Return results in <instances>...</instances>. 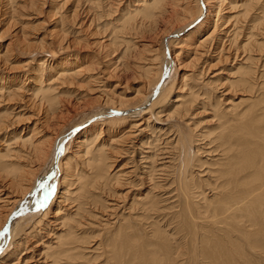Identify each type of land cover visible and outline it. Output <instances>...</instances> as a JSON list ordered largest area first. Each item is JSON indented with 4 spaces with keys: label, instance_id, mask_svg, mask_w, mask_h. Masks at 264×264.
<instances>
[{
    "label": "bare ground",
    "instance_id": "bare-ground-1",
    "mask_svg": "<svg viewBox=\"0 0 264 264\" xmlns=\"http://www.w3.org/2000/svg\"><path fill=\"white\" fill-rule=\"evenodd\" d=\"M86 1L94 4L97 0ZM224 1L134 0L133 10L128 4L124 7L121 30L137 16L154 24L167 8L171 17L180 14L181 20H189L188 23L199 20L205 12L198 31L178 40L182 44L180 51L186 49L190 62L227 52L224 60L230 64V76L216 81L220 83L201 81V77L208 76L212 64L208 59L200 60L202 65L192 74L191 82L176 88L185 90L184 93H175L171 102L173 86L160 88L147 108H142L144 98L135 102L122 96L115 98V94H107L104 83L92 85L90 90L98 94L95 106L113 109L118 117L103 121L98 130L90 127V132L79 133L78 147L82 149L76 152L78 163L75 164V153L58 163L61 176L57 207L46 208L27 233L30 238L40 240L50 233L54 236L51 242L44 243L46 246L40 253L49 264H264V0H229L226 11H238L226 16V20L221 14ZM239 14L249 16L246 25H240ZM221 19L223 22L219 24ZM224 23L225 40L217 35ZM176 41H170L169 45ZM156 54L140 58L145 65L138 67L140 76L156 72L153 88L162 77V63L159 67L156 62L160 56L157 58ZM43 65L39 63L37 69L43 70ZM64 71H59L56 78L61 75L67 76L62 77L64 80L69 78ZM80 73L81 70H74L69 75ZM56 78L49 77V84L56 82ZM97 80L87 74L83 81L89 84ZM38 82L40 87L33 94H38L40 98L36 99L53 110L55 89L41 88L43 82L41 79ZM223 85L225 94L220 93L221 98L214 96ZM238 91L245 94L238 102L231 97L222 98ZM170 103L172 109L166 110ZM206 107L213 113L212 129L193 122L198 114L195 112L207 111ZM3 120L0 115V123ZM140 121H144L151 134L137 145L129 135L142 133ZM150 122L153 124L149 125ZM154 124L160 126L153 127ZM105 130L109 134L107 140L102 137ZM37 134L33 128L22 137L14 135L8 147L0 151L2 167L7 166L1 160L5 156L14 161L24 160L22 165H8L17 169L12 173V186L9 183L14 195L9 197L8 204L14 210L24 192L42 186L37 183L40 173H35L30 165L32 157L42 156L47 162L53 147L59 152L65 140L63 137L55 146L52 142L44 148L47 140ZM124 143L129 146L121 147ZM12 144L16 147H9ZM123 156L130 157L122 163ZM128 164L132 167L126 170ZM119 166L121 169H117ZM12 213L6 212L4 218L12 219ZM52 213V218L59 221V234L54 233L55 229H47ZM18 233L16 229L8 231L7 248L11 251L6 259L18 256L12 263L18 264L21 255L25 257L19 264L34 262L31 253L26 257L25 251L32 248L28 240L16 241ZM0 264L4 262L0 260Z\"/></svg>",
    "mask_w": 264,
    "mask_h": 264
},
{
    "label": "rangeland",
    "instance_id": "rangeland-1",
    "mask_svg": "<svg viewBox=\"0 0 264 264\" xmlns=\"http://www.w3.org/2000/svg\"><path fill=\"white\" fill-rule=\"evenodd\" d=\"M228 1L225 0L224 5H222V8L224 7L225 9L223 8L221 14L225 20L226 16L234 15L238 11L235 9L234 11L236 12H233V10L227 12L229 11ZM89 3L86 0H0V98H2L0 101V115L5 119V121L3 120V124L0 123V151L8 147L10 139L14 135L22 137L33 128L38 132V137H42L43 141L44 139L47 140L45 141L44 148H47L52 142L55 146V143L57 144L58 140L63 137L65 139L59 152L53 147L55 151L52 149V154L47 162L43 160L42 156L41 158L38 155V158L37 156L32 157L30 165L33 170L35 169V173L36 171L40 173L37 183L42 184V186L35 189V191L26 192L27 194L24 192L23 197L21 196L22 201L15 210L9 206L8 200L9 197L14 195L13 188L10 186H12L13 174L17 172V169H13L11 166L8 168V165L10 163L22 165L24 160L14 161V159L11 160V157L8 156L1 159L7 165L6 167L0 165V224H2L0 226V260L4 264H12L18 257L14 258L12 256L9 259L5 257L11 251V248H7V234L8 231L12 232L14 229L19 232L17 237H15L16 241L21 240L23 242L22 240L26 239L30 248L32 247L28 251H25V253L26 257L32 254L33 261H35L28 263L49 264V260L40 253L43 252L42 250L46 246L44 243L51 242L54 236L50 233L46 236L47 238L43 237L40 240L39 237L30 238L27 233L33 222L42 215L41 213L46 208L49 207L50 210H54L57 207L56 202L58 198L56 196L60 191L59 183L61 176L57 168L58 163L60 160L62 162L66 161L74 153L76 157L75 164L78 163L79 158L77 153L82 149L78 147V139L81 137L79 133L85 130L90 132L88 130L90 127L97 128L98 130L103 121L118 117V115H116L117 117L115 116L116 112L113 109L95 106V98H97L98 94L95 90H90V88H93L92 85L104 83L106 89L108 88L107 94L111 96L113 93L115 94V98L122 96L123 98L134 100V102L137 99L144 98L142 108H147L151 101L158 96L160 88L167 89L169 86H173L170 98L171 102L174 101L176 94L180 92L184 93L185 90L177 91L179 89L176 88L191 82L192 74L196 73V70L202 65L200 64V60L208 59L207 62H211L212 64L211 69L207 73L208 76H205V78L201 77V81L220 83L216 81L219 79V81L224 80L230 76L228 75V71L231 68L230 64L224 60L227 52L223 51V56L219 55L220 58L213 53L216 56H201L198 62H190V59L186 55V49L183 48V52L182 50L180 51L182 44H178V40H182L183 36V39H187L198 31L200 23L204 20L205 12L198 18L199 20L188 23L189 20H181L180 14L174 16L172 14L171 17L170 8H167V12L158 17L154 24H151L148 20H143L142 16L141 18L137 16L135 18L137 20H130V24L126 25L122 31L123 20L121 18L124 15V7L129 5L130 11L133 10L134 0H97V4L95 1L94 4ZM240 3L238 2V5ZM76 5H78L77 10ZM75 10L78 13L76 14L77 17H75ZM239 15L238 19H241L240 21L244 20L242 22L238 20L241 23L240 25H246L248 21L246 18L249 16L245 18L241 14ZM176 17L177 19L179 17L180 21L179 19L176 20ZM118 18L121 20H118ZM220 22H223V20L221 19L219 24ZM184 23H187V25ZM226 25L224 23L219 28L217 35H220L221 38L223 37V31L227 28ZM173 40L177 41L169 45L170 41ZM151 49L153 54H158H156L157 58L158 56L161 57L156 62L159 67L162 63V77L154 88L151 87V83L157 77L156 72H152L154 74L144 77L145 75L140 76L138 68L140 64L141 66L145 65V61L143 62L140 58H151ZM217 57L221 62L216 60ZM39 63H44L43 70L41 71L37 69ZM87 69H90V71L88 72ZM64 70L67 72L69 78L64 80L63 78L67 76L61 75L57 79L56 76H59L57 75L59 71ZM74 70H81L82 73L77 76L69 75ZM87 74L96 76L98 78L97 82H90L88 84L87 80L83 81ZM52 76L53 80L55 78L57 80L49 84L48 79L49 77L52 78ZM72 76L73 78H71ZM40 79L43 82L41 88L45 89L47 86H51L55 89L52 94L57 99L53 110L46 103L42 104L41 101L36 99L40 98L38 94H33V91L40 87L38 82ZM138 89L141 93H139ZM225 89L226 87L223 85L214 96L221 98L220 93L224 95ZM8 90L10 92H7ZM241 93L243 92L230 93L222 98L231 97L235 99V102H238L241 100L240 98H245V94ZM30 98L35 99L32 101ZM171 105L170 103L165 109H172L170 108ZM161 107L163 106L158 105V108ZM196 107L199 106L197 105ZM206 108H208L207 111L199 109L195 112L198 114L193 119V122L198 121L200 122L199 127L212 129L213 122L211 120L213 113L210 111V107ZM140 122L142 124L139 126V130L142 129V133L140 134L138 131L133 135H129L132 142L137 143V145L140 144V141H145L151 134V130L147 127L145 128L147 125H145L144 121ZM152 124L150 122L149 125ZM156 126L160 125L154 124L153 127ZM105 132L106 130L102 134V137L104 140H107L109 134ZM125 143L128 144V142ZM125 143L121 147L127 148L129 146L125 145ZM12 146L14 144L9 147L12 148ZM14 147H16V144ZM128 157L130 156H123L121 159V161L123 160L122 163ZM136 158L134 156V159ZM119 167L117 169H121ZM130 167H132L130 164L125 166L126 170H129ZM114 171H116V168ZM16 194L18 195V192ZM6 212L8 214L9 212L14 213H12V219L6 220L4 218ZM52 215L53 213L50 216L47 229H55L54 233L57 231L56 233L59 234L61 232V229L58 227L59 221H55ZM41 233L44 232L41 230ZM23 257L25 256L20 255V261ZM20 261H18V264Z\"/></svg>",
    "mask_w": 264,
    "mask_h": 264
}]
</instances>
